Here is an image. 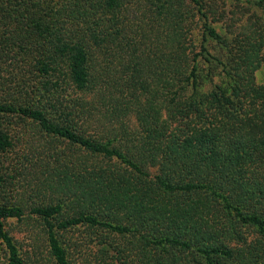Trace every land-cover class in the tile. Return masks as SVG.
<instances>
[{"label": "trees", "instance_id": "16d2710c", "mask_svg": "<svg viewBox=\"0 0 264 264\" xmlns=\"http://www.w3.org/2000/svg\"><path fill=\"white\" fill-rule=\"evenodd\" d=\"M245 3L0 0V264H35L7 228L27 220L46 264H73V230L74 264H264Z\"/></svg>", "mask_w": 264, "mask_h": 264}, {"label": "rangeland", "instance_id": "374dc122", "mask_svg": "<svg viewBox=\"0 0 264 264\" xmlns=\"http://www.w3.org/2000/svg\"><path fill=\"white\" fill-rule=\"evenodd\" d=\"M233 2L231 4L230 2ZM241 2V3H240ZM246 0H227L228 4H231V7L229 8H237L238 4H244V6H248L247 3H245ZM234 3H237L234 5ZM234 5V6H233ZM245 16H248L249 14H252L250 17H253V14H256L257 16H262V20L264 21V6L261 7H252L251 9L248 8V10H245ZM219 29L224 32L225 28L222 26L221 23L218 24ZM256 81L264 82V67H259L256 71ZM7 228L10 231V233L13 235V237L16 239L18 245L21 248V251L23 254H30L31 260L35 264H46V261H48L47 257V251L45 248V243L42 237V233L39 230V227L36 223H33V220H27V221H9L7 223ZM249 234H253L251 232H248ZM250 237L252 235H249ZM66 244L69 246L71 254H72V263L74 264V230L70 231L68 234L66 233ZM77 254H83L82 252H77ZM1 259H3L1 257ZM0 259V260H1ZM92 261L96 263V259L92 258Z\"/></svg>", "mask_w": 264, "mask_h": 264}]
</instances>
